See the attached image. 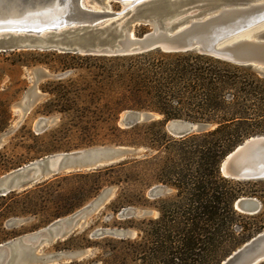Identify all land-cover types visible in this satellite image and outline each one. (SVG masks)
Masks as SVG:
<instances>
[{
    "label": "trees",
    "instance_id": "trees-1",
    "mask_svg": "<svg viewBox=\"0 0 264 264\" xmlns=\"http://www.w3.org/2000/svg\"><path fill=\"white\" fill-rule=\"evenodd\" d=\"M147 30L140 27L137 35ZM59 56L93 61L95 89L90 105L83 106L79 104L81 96L72 95L70 89L49 91L54 99L46 105L50 109L47 113L75 112L82 123L92 120L109 125L116 138L128 134V130L139 132L145 128V142L134 145H147L155 154L154 161L168 155L154 182L176 190L177 195L166 201L158 219L145 223L142 242L132 244L133 263L222 264L264 229V221L260 226L254 223L264 219V206L254 216L242 214L235 207L243 197L257 198L264 205V181H235L223 177L220 171L223 160L236 147L251 137L264 135V76L256 69L196 51L167 53L157 49L117 57ZM87 87L79 91L86 93ZM127 111L154 113L161 118L123 129L119 122ZM171 120L213 129L177 139L165 127ZM110 143L114 147L123 144L119 138ZM58 150H40L37 155ZM127 164L94 174L122 169ZM49 181L37 187H47ZM30 193L13 192L0 197V203ZM80 195L83 200L78 198ZM84 195L83 191L73 193V198L65 199L63 210L50 218L56 221L73 214L83 206ZM3 214L6 211L2 207ZM31 214L37 215L35 211Z\"/></svg>",
    "mask_w": 264,
    "mask_h": 264
},
{
    "label": "water",
    "instance_id": "water-1",
    "mask_svg": "<svg viewBox=\"0 0 264 264\" xmlns=\"http://www.w3.org/2000/svg\"><path fill=\"white\" fill-rule=\"evenodd\" d=\"M195 1L199 0H91L100 9L95 10L87 0H0V50L98 57L157 49L167 53L196 51L251 66L264 76V34L254 35L264 28V0H206L202 9L186 15L185 7ZM111 2L120 3L123 9L112 12ZM141 26L150 31L138 37L135 29ZM35 103L36 97L30 94L20 105L29 112ZM159 118L154 113L127 111L119 125L130 129ZM165 127L178 139L211 128L184 120L168 121ZM2 143L0 140V146ZM132 151L124 146L97 147L45 157L1 177L0 197L27 191L60 174L97 171L137 159ZM220 171L223 177L235 181H264V135L251 137L236 147L223 160ZM155 191L159 193L161 188ZM235 207L242 214L254 216L263 206L257 198L243 197ZM78 217L54 222L37 234L0 245V264L45 263L40 250L71 236L79 224ZM263 262L264 230L222 264Z\"/></svg>",
    "mask_w": 264,
    "mask_h": 264
},
{
    "label": "rangeland",
    "instance_id": "rangeland-1",
    "mask_svg": "<svg viewBox=\"0 0 264 264\" xmlns=\"http://www.w3.org/2000/svg\"><path fill=\"white\" fill-rule=\"evenodd\" d=\"M90 1L87 0L89 6L96 5ZM207 3L206 0L190 2L185 7L188 10L186 15L199 11ZM122 9L120 3H110L112 12ZM139 28L135 29L136 36ZM263 34L264 28L254 33L259 37ZM59 55L55 51L0 50V140L3 141L0 146V178L51 155L114 147L110 142L118 138L123 142L120 146L134 150L131 155L137 160H126L122 162L128 163L126 167L102 175L94 174L98 170L60 174L47 180L51 184L47 187H37L41 182L27 190L31 191L29 195L10 198L4 205L0 203V209L3 207L6 211L0 215V245L48 228L57 221L50 217L63 210L65 199L83 191V206L60 219L79 214L77 228L67 239L40 250L46 260L43 264H120L124 260H127L125 264H135L131 261L135 256L131 252L134 249L132 244L142 242L145 223L158 219L161 210L167 206L166 201L177 195L176 190L154 182V176L168 155L163 154L154 161L155 154L147 145H139V148L134 145L145 142V128L139 132L128 130V134L116 138L109 125L92 120L82 123L75 112L47 113L50 109L46 105L54 99L49 91L70 89L72 95L81 96L79 104L83 106L90 105L95 89L93 61L64 59ZM87 66L90 69L85 68ZM85 86H88L86 93L79 91ZM30 94L36 97V103L26 112L20 104ZM40 150L58 151L39 157L37 152ZM157 187L161 188L159 193L155 191ZM107 195L105 202L97 206ZM78 198L83 200L81 195ZM34 211L37 215L31 214ZM263 221L260 219L254 223L260 226Z\"/></svg>",
    "mask_w": 264,
    "mask_h": 264
},
{
    "label": "bare ground",
    "instance_id": "bare-ground-1",
    "mask_svg": "<svg viewBox=\"0 0 264 264\" xmlns=\"http://www.w3.org/2000/svg\"><path fill=\"white\" fill-rule=\"evenodd\" d=\"M95 10H100L98 7H93ZM13 22V24L15 25L16 24V22L15 21H12ZM70 218H72V217H70ZM65 220H69V218H67V219H65ZM65 220H57L56 222H63V221H65ZM47 228V227H46ZM45 228V229H46Z\"/></svg>",
    "mask_w": 264,
    "mask_h": 264
}]
</instances>
